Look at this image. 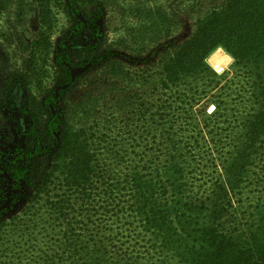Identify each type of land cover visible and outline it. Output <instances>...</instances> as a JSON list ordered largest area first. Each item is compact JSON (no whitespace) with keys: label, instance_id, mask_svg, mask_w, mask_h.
Listing matches in <instances>:
<instances>
[{"label":"trees","instance_id":"obj_1","mask_svg":"<svg viewBox=\"0 0 264 264\" xmlns=\"http://www.w3.org/2000/svg\"><path fill=\"white\" fill-rule=\"evenodd\" d=\"M137 10L142 18L123 44L142 50L159 43L139 80L141 90L154 84L166 97L157 105L161 120L145 117L137 124L133 120L132 127L147 140L157 165L168 156L170 167L182 163L196 171L209 152L212 162L221 159L224 179L200 185L196 199L171 201L165 185L133 180L125 207L138 225L127 234L99 224L90 228L94 199L86 185H93L97 167L85 147L89 135L79 106L73 104L72 120L67 105L43 133L29 127L4 163L2 178L12 200L10 208L0 209V264H264V197L259 195L264 190V0H190L177 11L161 5ZM181 27L185 33L176 34ZM230 56V70L218 73ZM217 89H225L227 99ZM210 96L216 105L211 114L201 104ZM43 147L62 162L76 194L73 206L63 195L49 200L55 193H49L46 177L55 168L45 165ZM25 198L27 203L11 213ZM43 201L55 215L52 227L43 216ZM80 215L86 220L81 225ZM239 217L245 221L239 223ZM113 239L122 240L121 247L111 244Z\"/></svg>","mask_w":264,"mask_h":264},{"label":"rangeland","instance_id":"obj_2","mask_svg":"<svg viewBox=\"0 0 264 264\" xmlns=\"http://www.w3.org/2000/svg\"><path fill=\"white\" fill-rule=\"evenodd\" d=\"M189 1L0 0L1 210L10 208L12 200L1 171L20 146L25 131L30 127L33 132L32 126L36 125L35 129L43 133L48 122L55 115L61 116L67 105L71 107L69 115L73 120L75 103L79 106V116L84 117L83 129L89 135L85 147L97 167L93 185H86V192L89 191V196L94 199L89 207L95 223L90 222V228L96 229L99 224L102 229L127 234L138 225L135 217L127 216L125 207L133 180L145 179L158 186L165 185L169 189L166 200L171 201L182 196L188 200L196 199L201 193L200 185H208L212 179H219L216 182L224 179L221 159L212 162L209 152L206 162L197 166L196 171L182 163L176 168L170 167L171 163L165 161L168 156L162 157L167 165L162 161L157 165L156 157L151 155L153 150L147 148V140L141 138L139 130L131 123L134 120L137 124L145 117L161 120L157 105L164 103L166 97L157 92L154 84H145L146 89L141 90L139 80L141 67L151 64L159 43H150L142 50L123 44L128 38L127 33L142 18L137 8L161 5L171 11L185 8ZM85 5L88 9L84 8ZM184 31L181 27L176 34ZM162 41L168 43L169 38ZM230 57L222 70L214 69L218 73L229 71L233 62ZM230 76L231 72L226 77ZM224 90L217 89L212 93H220L219 97L222 94L223 99H227V95L221 93ZM210 98L201 103L209 114L216 109ZM25 102L27 106L23 108ZM80 104H84V108ZM55 145L56 142L50 148L54 149ZM45 147L42 148L47 155L45 165L55 168L54 173L49 172L46 177L48 189H51L49 193H55L49 200L63 195L73 206V195L76 197V194L73 186L65 180L63 164L55 162L51 149ZM180 173L183 177L179 176ZM262 194L264 197V190L259 192ZM26 203L25 198L15 212L10 209L11 213L18 212ZM42 203L43 216L49 219L46 224L52 227L56 223L51 216L54 218L55 215L50 214L46 201ZM77 220L79 225L86 221L82 215ZM237 221L242 223L245 219L239 217ZM57 222L58 228L62 227V220ZM66 228L69 227L66 225ZM110 242L121 247L122 240Z\"/></svg>","mask_w":264,"mask_h":264}]
</instances>
